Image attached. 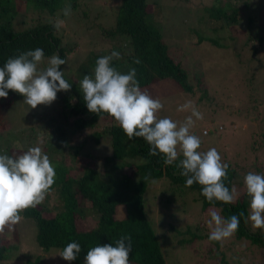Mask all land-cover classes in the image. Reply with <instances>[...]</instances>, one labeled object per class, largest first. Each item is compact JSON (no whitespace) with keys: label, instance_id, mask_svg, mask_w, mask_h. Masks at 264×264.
I'll return each mask as SVG.
<instances>
[{"label":"rangeland","instance_id":"rangeland-1","mask_svg":"<svg viewBox=\"0 0 264 264\" xmlns=\"http://www.w3.org/2000/svg\"><path fill=\"white\" fill-rule=\"evenodd\" d=\"M80 1L68 17L61 15L63 10L54 15H41L43 20H55L57 17L64 20L58 33L63 43L74 45L63 71L76 82L83 73L81 62L89 52L112 47L113 41L105 37L102 27L114 23L119 4V0ZM220 2L148 0L150 9L159 13L156 24L170 54L186 69L192 89L184 91L171 79L157 80L141 89L163 103L160 117L181 123L191 112L177 111L178 107L189 100L194 103L203 119L193 118L195 125L191 132L201 138V151L216 148L223 162L237 169L234 186L240 196L245 189L243 181L248 172L264 173V44L257 45L256 41L248 39L250 33L259 31L257 25L264 28V0H249L245 15H251L254 22H249L245 16V20L237 24L214 31L208 28L215 22L207 24L204 7L219 5ZM83 9L87 13H83ZM33 13L25 0H19L15 30L33 25ZM198 37H214L222 46L208 41L198 42ZM1 104H4L3 100ZM55 105L56 100L51 105L31 108L24 102V97L21 98L2 114L6 118L0 125L1 137L6 136L12 150L19 153L33 146L43 149L46 143L43 123H46L48 114L55 112ZM4 110L1 106L0 112ZM96 128L68 133V145L73 147L84 142L83 152L78 155L80 161L94 159L100 171L104 172L102 157L111 153V143L107 135H103L99 143L95 142L93 132ZM2 141L1 147L5 148ZM69 146L62 154L52 153L50 160L62 158L66 164H74ZM89 152L91 155H85ZM76 172L73 171L75 175ZM42 203L47 208V216L57 212L61 206L58 189L51 188ZM145 207L156 227L166 264H264V249L246 238L235 239L232 236L222 245L209 239V209L220 211L213 206L203 210L196 191L184 192L169 186L164 177L154 179L145 192ZM120 210L124 211V208ZM79 221L80 224L86 223L85 228H91L97 222V215L93 216L91 207L87 206ZM249 224L252 226L251 221ZM187 229L200 237L187 241L190 237ZM3 233L11 251L0 264H28V261L36 259L37 264H73V261L60 256L62 250L59 247L45 250L36 242V225L30 218L21 215V220L7 226Z\"/></svg>","mask_w":264,"mask_h":264},{"label":"trees","instance_id":"trees-1","mask_svg":"<svg viewBox=\"0 0 264 264\" xmlns=\"http://www.w3.org/2000/svg\"><path fill=\"white\" fill-rule=\"evenodd\" d=\"M25 1L33 9L35 22L33 25L15 30L14 23L19 14V0H0V67H3L9 58L18 57L36 48L43 49L45 57L58 54L67 60L74 44L63 43L62 36L49 23L50 20H43L42 17L45 14L54 15L67 5L76 9L81 1ZM248 7L249 0H221L219 5L204 7L207 24L209 21L215 22L208 28L214 31L224 30L245 20V16L249 22H254L251 15H245ZM82 12L87 13V10L83 9ZM158 18L159 13L150 9L148 0H119L114 23L102 27L105 37L113 41L112 47L89 52L81 62L80 68L83 73L78 78L82 80L85 75L94 76L96 60L110 55L112 51H118L121 58L114 59L113 66L122 73L135 68L141 88L157 80L171 79L184 91L192 89L187 81L186 69L170 54L162 31L156 24ZM257 29L259 31L250 33L248 39L256 41L257 45H262L264 44V28L257 25ZM203 41L222 46V43L214 37H198V42ZM136 59L140 60L139 64L134 63ZM61 71H63V65H61ZM64 78L72 84V87L63 94L57 93V105L53 107L55 112L48 114L46 123H43L46 129V143L42 150L49 157L52 153L62 154L69 146L68 133L73 134L83 128L97 127L93 132L94 141L99 143L103 135L109 136L111 153L102 157L104 172L100 171L94 159L80 161L78 155L83 152L84 142H79L73 147L69 146L74 164L68 165L62 158L51 160L56 171L55 183L51 188L55 187L59 191L61 202L59 210L47 216V208L41 203L20 213L35 222L36 242L42 248L47 250L56 246L63 250L68 243L78 242L82 250L73 264H84V258L90 248L100 244L114 246L121 236L130 234L132 237L130 264H166L156 227L150 220L145 207L147 186L152 180L164 177L167 178L169 186L178 187L184 192L196 191L203 210L210 206L217 207L225 218H230L233 214L239 216L243 212L245 216L240 217L235 239L246 238L260 249H264V229H253L249 222L245 223V217L250 211V197L247 196L246 189L233 204H224L219 201L210 204L201 194V185L193 184L191 187H186L187 178L180 175L181 169L175 164L166 165L162 154L150 155L151 146L143 138L129 140L113 117L107 113L99 115L90 112L79 87L80 80L76 82L66 74ZM21 98H23L21 94L11 90L7 98H0V105L5 109L0 112V125L6 118L2 114ZM1 100L4 102L3 105ZM1 136L0 140H3L6 146L2 148L0 144V154L19 153L12 150L6 136L4 138ZM85 155H91V153H85ZM228 165L229 179L225 181V184L231 189L238 172L235 167ZM74 170H77L76 175L73 173ZM87 206L91 207L93 216L95 213L97 215V222L91 228H85L86 223L80 224L79 221ZM120 208H124V211ZM186 231L190 232L187 241L200 237L190 229ZM3 234V232L0 233V261L7 259L11 251ZM223 257L225 261V255ZM37 263V259L28 261V264Z\"/></svg>","mask_w":264,"mask_h":264},{"label":"clouds","instance_id":"clouds-1","mask_svg":"<svg viewBox=\"0 0 264 264\" xmlns=\"http://www.w3.org/2000/svg\"><path fill=\"white\" fill-rule=\"evenodd\" d=\"M71 11V5H67L63 15L68 17ZM49 23L59 30L65 22L57 17ZM120 58L118 51L98 58L94 76L85 75L79 81L88 110L113 117L129 140L143 138L151 146L150 155L162 154L166 165L175 164L181 169L180 175L187 178L186 187L201 185V194L210 204L216 201L235 203L239 198L236 187L233 185L229 189L225 184L229 179V165L223 162L216 148L201 151V138L191 132L195 120H202L203 114L189 100L177 109L191 112L182 123L160 117L163 103L141 89L135 68L122 73L113 66V60ZM66 63V59L58 54L45 60L41 48L9 58L0 67V98H7L11 90L21 94L31 108L51 105L57 99V93L71 90L72 84L61 71V65ZM134 63L139 64L140 60L136 59ZM55 177L54 165L39 146L13 155L0 154V233L7 226L18 223L23 210L34 208L45 200ZM243 183L250 197V211L245 223L251 221L253 228L264 229V173L248 172ZM209 214V239L221 245L236 234L240 217L245 216L241 212L239 216L233 214L225 218L214 209H209ZM131 241L128 234L121 236L114 246L100 244L92 247L84 264H130ZM81 250V245L73 241L64 247L60 256L66 261H75Z\"/></svg>","mask_w":264,"mask_h":264},{"label":"built area","instance_id":"built-area-1","mask_svg":"<svg viewBox=\"0 0 264 264\" xmlns=\"http://www.w3.org/2000/svg\"><path fill=\"white\" fill-rule=\"evenodd\" d=\"M219 128H221V126Z\"/></svg>","mask_w":264,"mask_h":264}]
</instances>
